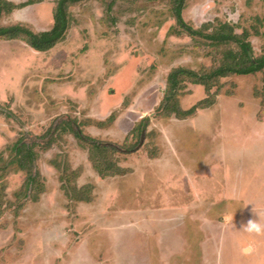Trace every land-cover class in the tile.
<instances>
[{"label":"rangeland","instance_id":"374dc122","mask_svg":"<svg viewBox=\"0 0 264 264\" xmlns=\"http://www.w3.org/2000/svg\"><path fill=\"white\" fill-rule=\"evenodd\" d=\"M54 1L0 25L49 30ZM113 2L73 6L66 39L49 52L0 39V264H264V231L243 230L264 224L263 73L221 79L211 95L184 82L183 110L215 93L214 105L169 115V73L217 66L220 52L178 26L172 0ZM182 16L194 29L221 21L264 33V0H186ZM249 40L260 56L264 34ZM73 130L133 148L114 155L124 172L101 177ZM18 142L36 145L33 190L14 160ZM70 182L89 187V200H71Z\"/></svg>","mask_w":264,"mask_h":264},{"label":"trees","instance_id":"16d2710c","mask_svg":"<svg viewBox=\"0 0 264 264\" xmlns=\"http://www.w3.org/2000/svg\"><path fill=\"white\" fill-rule=\"evenodd\" d=\"M84 1L85 0H55L53 26L49 30L34 32L21 22L7 26L0 25V39L7 41H21L39 53L49 52L58 44L62 43L68 35L72 20L70 9ZM128 1L139 2L143 0ZM38 2H40V0H27L16 4L9 0H0V19L6 14H11L15 10H20ZM172 5V10L178 26L183 28V30L192 37L201 36L206 40H209L216 47L214 50L220 52V57L217 66L202 68L200 71L184 67L173 69L167 78V91L162 103L163 110L169 115L177 116V118H186L194 115L198 109L210 108L214 105L216 97L215 93L213 94V97L208 96L189 110H183L179 105L177 97L180 89L185 84L184 82L203 86L208 95H211V90L214 87H217L218 91L220 90L221 79L233 75L248 76L257 73H263V86L261 89L255 90V96L261 99V103L264 106V52L260 56H255L252 43L249 40L252 34L255 36H263L264 33H261L257 29H255L253 33L247 29H242V32L239 33L237 30L240 29V27L237 23L221 21H218L216 24L209 21L200 29H194L185 22L182 16L183 10L186 7V0H172ZM210 27H213L212 32L204 33V30L208 31ZM218 91H216V93ZM108 121L111 120L107 119V121H101L99 125H104ZM147 123L148 120L145 118L142 119L139 124L134 125L126 135L124 141L126 142L129 137L136 132H142V129L147 126ZM72 132L87 148L89 160L93 168L101 177L105 178L119 175L124 172L123 168L118 164V160H115L114 158V155L119 152V149L121 148L100 142L91 136L83 135L80 130H73ZM34 147H36L35 143L28 145L23 142H18L14 146L16 151L14 160L19 164L20 168L27 173L28 178L25 186L31 190L35 188L36 180L41 178L40 172L36 170L35 166L38 155L35 156ZM122 149L125 153H127L128 150H133V148ZM66 174L67 171L61 177V180L70 181L74 176L72 174L69 178ZM69 186H71V182L66 184L64 188L65 190L67 189L68 197L71 200H89L88 197H80L88 194L89 187H83L81 189L71 187L69 190L67 188Z\"/></svg>","mask_w":264,"mask_h":264},{"label":"clouds","instance_id":"9594fccd","mask_svg":"<svg viewBox=\"0 0 264 264\" xmlns=\"http://www.w3.org/2000/svg\"><path fill=\"white\" fill-rule=\"evenodd\" d=\"M243 230L248 233H256L259 234L264 231V224L260 223L257 219L256 220H249L246 226L243 227ZM251 251V249H248Z\"/></svg>","mask_w":264,"mask_h":264},{"label":"crops","instance_id":"0c3cea01","mask_svg":"<svg viewBox=\"0 0 264 264\" xmlns=\"http://www.w3.org/2000/svg\"><path fill=\"white\" fill-rule=\"evenodd\" d=\"M9 1L14 2L16 4L22 3L21 1L19 2L18 0H9ZM41 2H42V0H40V2H38V3L34 4V5H37V4L41 3ZM34 5H32V6H34Z\"/></svg>","mask_w":264,"mask_h":264}]
</instances>
